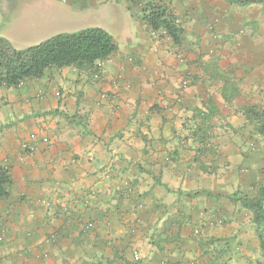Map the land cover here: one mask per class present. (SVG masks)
<instances>
[{
    "label": "crops",
    "instance_id": "obj_1",
    "mask_svg": "<svg viewBox=\"0 0 264 264\" xmlns=\"http://www.w3.org/2000/svg\"><path fill=\"white\" fill-rule=\"evenodd\" d=\"M28 1L0 0V37L15 49L7 26ZM42 1L58 21L92 7ZM120 1L127 16L103 27L118 51L96 72L52 68L0 87V166L12 177L0 198V264H226L258 236L236 199L264 187V138L241 94L224 99L210 62L235 6ZM148 3L174 11L182 44L146 25ZM41 34L40 43L55 36Z\"/></svg>",
    "mask_w": 264,
    "mask_h": 264
},
{
    "label": "rangeland",
    "instance_id": "obj_2",
    "mask_svg": "<svg viewBox=\"0 0 264 264\" xmlns=\"http://www.w3.org/2000/svg\"><path fill=\"white\" fill-rule=\"evenodd\" d=\"M82 2L91 4L89 11L76 16L66 14L68 19L58 21L56 18L47 17V11L54 10L53 6H47L42 0H29L19 15L7 26V30L17 38L14 42L17 50L39 44L40 40L36 32L46 33L41 34L42 37H50L52 33H55L52 35L75 33L91 27L117 29L122 18L127 16L123 1L83 0ZM235 8L234 30L226 33L221 26L217 28V43L210 50V62L214 61L217 66L214 74L216 77H228L236 82L243 106L264 107V13L261 7L258 9L252 6L251 8L235 6ZM45 18L49 21L46 22ZM2 32L6 36V25ZM219 85L223 86V82L221 81ZM246 241H239V248L232 250L234 261L231 262L233 258L229 259L226 264L264 263V252L261 250L259 237L249 236ZM244 247L246 249L242 251Z\"/></svg>",
    "mask_w": 264,
    "mask_h": 264
},
{
    "label": "trees",
    "instance_id": "obj_3",
    "mask_svg": "<svg viewBox=\"0 0 264 264\" xmlns=\"http://www.w3.org/2000/svg\"><path fill=\"white\" fill-rule=\"evenodd\" d=\"M224 1L240 8L261 5L264 13V0ZM143 20L153 31L164 32L175 45L182 44L184 29L170 7L148 3L144 8ZM117 51L118 44L114 37L100 27H91L75 33H61L23 50L15 49L9 41L0 37V87H18L24 81L40 79L52 68L76 67L96 72V63L108 59ZM215 78L223 82L222 91L226 101L231 102L240 95L235 81L222 76ZM243 111L246 119L254 124L255 130L264 138V107H245ZM11 183L9 169L0 166V198L8 195L6 186ZM236 201L252 213V222L264 252V187H261L257 197L238 196Z\"/></svg>",
    "mask_w": 264,
    "mask_h": 264
},
{
    "label": "built area",
    "instance_id": "obj_4",
    "mask_svg": "<svg viewBox=\"0 0 264 264\" xmlns=\"http://www.w3.org/2000/svg\"><path fill=\"white\" fill-rule=\"evenodd\" d=\"M98 76V75H97ZM88 228H91V226L89 225Z\"/></svg>",
    "mask_w": 264,
    "mask_h": 264
}]
</instances>
